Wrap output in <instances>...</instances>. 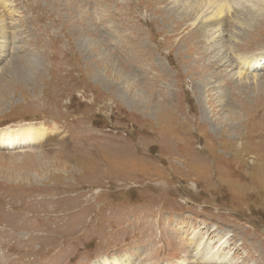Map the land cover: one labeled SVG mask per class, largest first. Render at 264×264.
Returning a JSON list of instances; mask_svg holds the SVG:
<instances>
[{
	"label": "rangeland",
	"instance_id": "374dc122",
	"mask_svg": "<svg viewBox=\"0 0 264 264\" xmlns=\"http://www.w3.org/2000/svg\"><path fill=\"white\" fill-rule=\"evenodd\" d=\"M171 1L5 0L0 129L48 136L0 144V264H203L190 233L224 228L232 264H264V68L239 60L264 8L211 39Z\"/></svg>",
	"mask_w": 264,
	"mask_h": 264
},
{
	"label": "bare ground",
	"instance_id": "6f19581e",
	"mask_svg": "<svg viewBox=\"0 0 264 264\" xmlns=\"http://www.w3.org/2000/svg\"><path fill=\"white\" fill-rule=\"evenodd\" d=\"M6 6L7 5L5 3V0H0V8L6 7ZM168 8L170 9L169 10L170 15H173L175 17L176 16L189 17V19L191 20V24L193 26H196V24H197V28H195V29H198V28L202 29L212 39L216 35L220 36L218 34L217 30L221 27V25L223 26L224 22H226V20L228 18H231V20H237V19H242V18L245 19V17H247L249 15V19L251 20V18L254 15H259L258 13H253V12H257L258 10H260V8H264V2L262 3V0H172L171 5ZM1 14H2V12H1ZM1 14H0V24H2V25L0 26V37H3L2 34L5 33L4 32L5 24H4V20L2 19ZM239 14L240 15L242 14L244 16L238 17ZM225 31L228 32L226 30V28H225ZM3 40H5V39H3ZM224 42L225 41H223V43ZM221 44H222V40H220L217 44L212 45L214 47L213 49L217 50L216 57L218 54V61L219 62L221 61L220 64H222V62L226 59V55H225L224 50L219 47V46H221ZM226 52H228V51H226ZM2 54H4V53H2ZM239 60L241 63H244L242 65L244 66V68L246 70H253V71L260 70V69L264 68V50L259 52V53L253 54L249 57L241 58ZM32 65H33V62H31L30 67ZM34 69H35V67H34ZM28 75H30V73ZM258 75L259 74H257V73L252 74V77H251L252 80H251V82H249L250 84H247V87H246L250 91L251 90L256 91L261 87L263 82H261L262 80L257 82V80H259ZM23 77H25V76H23ZM263 77H264V75L263 76L261 75V78H263ZM128 80H129V77H123L121 81L124 82L125 84H127V83H129ZM246 81H247V79H246ZM214 89L217 90L218 88L214 87ZM218 96H221V95H218ZM227 106H228V104H227ZM232 106L229 107L230 117L232 119H236V115L238 114L239 111L237 112L235 109L231 108ZM239 114H242V113L239 112ZM21 126L22 127L18 126L15 130L9 129V128L0 129V144L2 146H9V148H10L13 144H15L18 141L19 142H25V143L41 142L43 139L47 138L46 136H48V129L41 124L40 125H36V124L34 125L31 123H28L26 125H21ZM2 139H7V140H5V142H4V140H2ZM33 209H35V208H32V210ZM102 215L99 218H101ZM52 216H53V214H52ZM113 226H116V225L110 222V227H113ZM210 233H209V235H210ZM214 234L216 235L214 240L218 241V242L214 241L213 245L215 244V246H213L212 243L210 244L209 240H206V237L205 236L203 237V235L200 236L199 238H196L197 239L196 240L195 237L197 235H199L197 231H193L190 233V236L187 240H188V243L190 244L191 260L193 259L195 262H200L203 264H205V263H209V264H232L233 262L230 261V255L232 253L228 250H224L225 247H228V243H229L228 240L230 239V236L227 232V229L224 228L223 231H216ZM204 245H205V248L203 249ZM123 252H126V251H123ZM80 254H82V252H80ZM116 255L119 256L118 254H116ZM131 259H132V256L127 253L123 258H121L119 260H114L115 263L109 262L107 264H127V261H129ZM95 261H97V260H95ZM95 261H92L93 263H91V264H95ZM129 264H136V261L131 260ZM165 264H169V263H165Z\"/></svg>",
	"mask_w": 264,
	"mask_h": 264
}]
</instances>
